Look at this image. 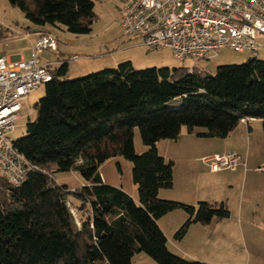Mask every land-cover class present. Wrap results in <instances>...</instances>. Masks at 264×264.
I'll return each instance as SVG.
<instances>
[{
    "label": "trees",
    "instance_id": "1",
    "mask_svg": "<svg viewBox=\"0 0 264 264\" xmlns=\"http://www.w3.org/2000/svg\"><path fill=\"white\" fill-rule=\"evenodd\" d=\"M34 27L91 32L94 0H8ZM67 63L35 105L36 118L14 148L33 165L19 185L0 177V264H132L144 254L154 264H206L169 250L158 220L176 210L193 224L229 217L224 202L188 205L160 199L173 187V162L156 143L176 141L185 128L199 137L226 138L241 119L259 120L264 133V60L221 65L214 75L181 68L135 71L130 61L72 80ZM176 103L180 106L174 107ZM147 150L136 154L133 130ZM122 157L132 165L136 198L105 184L99 167ZM71 171L83 185L68 190L52 174ZM69 199L71 201H69ZM75 211V214L73 213Z\"/></svg>",
    "mask_w": 264,
    "mask_h": 264
},
{
    "label": "rangeland",
    "instance_id": "2",
    "mask_svg": "<svg viewBox=\"0 0 264 264\" xmlns=\"http://www.w3.org/2000/svg\"><path fill=\"white\" fill-rule=\"evenodd\" d=\"M93 13L95 18L89 34H71L62 28L48 30L56 39L58 51L55 53H51L49 50L43 51L39 56L40 61L43 62L45 59L50 61L56 56L64 57L65 61L60 64L50 63L49 67V71H54L62 63L68 64L69 68L66 74L60 77L61 80L67 81L82 77L78 76L77 69L86 58L94 60L93 63H95L100 60L99 58L109 56L115 50H118L119 53V49H124V47H128L129 50L122 51L120 54L130 53L132 55L131 64L135 71L153 67L181 68L214 75L218 66L243 64L250 58L248 52L237 53L224 48L219 51L216 58L208 61H197L192 58L180 60L173 56L168 49H149L142 44L140 39L126 38L120 28L122 6L119 0H94ZM30 26L31 24L18 8L12 6L8 0H0V56L8 55L13 49L24 51L29 48V40L23 37L27 27ZM68 40H71L73 44L68 43ZM75 56L77 59H73ZM255 57L264 60V41L263 47L255 54ZM44 94L45 86L41 85L37 90L27 95L20 110L22 119L16 122L15 130L8 136L10 142H15L26 134L27 123L36 118L34 105L44 97ZM173 106L178 107L180 104L176 103ZM251 125L253 133L250 135V145L248 143L246 146L245 140L238 141L239 144L231 143L233 147L237 148L235 153L246 158L245 170L248 173L244 178L238 169L211 172L208 166L202 162V158L209 157L206 156L209 150L219 144V141H208L210 139L199 137L198 134L205 131L203 128H195L193 135H187L184 133L185 131H182V135L179 136L178 141L176 140L177 143L172 140H161L156 143L159 155L166 161L173 162V182L177 184L176 186L184 185L186 189L197 193L198 197L208 199V203L224 202L229 210V217L224 220L229 231L230 242L228 245L230 247L227 245L225 247L229 254L226 250V254L222 252L212 254L208 244L211 238L210 232L194 236L199 241V247L194 252L210 263L264 264V173L257 174L254 171L264 164H260L264 161V133L259 120L254 119ZM133 145L134 151L138 155L147 150V147L142 144L136 128L133 130ZM217 151L226 153L234 150L220 148ZM131 168V163L126 159L114 157L103 163L98 171L107 183L117 185L129 195L136 197L137 191L132 182ZM52 176L56 183L66 186L68 190L81 187L82 179L71 171H57ZM172 188L162 190L161 196L165 193L172 194L178 191L177 187ZM161 196H159L160 199H165ZM69 201L71 200L69 199ZM73 213L75 214V211ZM169 216L171 215L163 217L162 223L170 220ZM208 230L210 231V229ZM171 240H173V236ZM170 245L171 242L168 245L169 250L174 251ZM186 245L191 248L192 240H186ZM227 255L231 256L232 261L227 259ZM223 256L226 257L223 258ZM132 264L154 263L149 257L140 253L133 257Z\"/></svg>",
    "mask_w": 264,
    "mask_h": 264
},
{
    "label": "built area",
    "instance_id": "3",
    "mask_svg": "<svg viewBox=\"0 0 264 264\" xmlns=\"http://www.w3.org/2000/svg\"><path fill=\"white\" fill-rule=\"evenodd\" d=\"M122 6L120 28L130 39H140L149 49H168L180 60L208 61L221 49L250 53L263 47L264 0H119ZM29 35H24L28 39ZM28 59L0 56V177L19 186L33 165L8 140L22 119L20 110L27 95L52 80L40 54L57 50L49 33L30 41ZM77 59V57H73ZM254 119L240 123L250 128ZM211 172L245 169L246 158L235 152L202 158ZM264 172V164L257 168Z\"/></svg>",
    "mask_w": 264,
    "mask_h": 264
},
{
    "label": "crops",
    "instance_id": "4",
    "mask_svg": "<svg viewBox=\"0 0 264 264\" xmlns=\"http://www.w3.org/2000/svg\"><path fill=\"white\" fill-rule=\"evenodd\" d=\"M51 28H53V27H44L43 29H40V28L34 27L33 25H31L30 27H27V31L25 32L24 35H26V34L29 35V37H28L29 48H27L24 51H21V50L18 51L17 49H13L12 51H10L8 53V55H4V56L11 57L12 59H28L30 57V53H31L30 41L32 42L33 40L38 38L39 35H41V34H44V33L50 34V31H48V30H50ZM128 39H130V38H128ZM68 43L73 44V42L71 40H68ZM119 50H120L119 53H118V50H115L109 56H104V57L99 58L100 60H98L95 63H93L94 60H92L90 58H86V60L83 61L82 64L78 67L79 71L77 69V74H79L78 76H83L84 74H87V73L89 74L90 72L99 71V70L104 69V68H114L119 63L124 62V61H130L132 63L133 57L130 53L120 54L122 51L129 50V48L124 47V49H119ZM57 51H58V47H57V50L55 52H57ZM49 52H51V51H49ZM55 52H51V53H55ZM85 56L87 57L89 55H85ZM48 60L45 59L43 62L40 61V63L43 65H47L49 68L50 63L60 64V62L65 61L66 59L64 57L56 56V57L52 58L50 61H48ZM68 68H69V66H67V69ZM251 123H250V128H246V126L244 124L240 123L224 139L205 138V139H210L208 141H213V140L219 141L218 142L219 144L217 146H214V148H212L211 150H209L208 155H206V156H213L215 154L221 153L222 151H217V150H220V148L225 149V150H234L232 152H235V150L237 148L232 146L233 145V144H231L232 142L234 144H239L238 141L242 142L245 140L246 146L248 145V143L250 145V135L253 133V128H252ZM241 125H243V126H241ZM183 129L184 128L181 129L180 136L182 135V131L183 132L185 131L184 133H186L187 135H193L194 134L193 133L194 130L192 133H188L185 129L184 130ZM200 133H202V132H200ZM178 139H177V141H178ZM174 142H176V141H174ZM263 163H264V161L260 164H263ZM237 169L239 170V172H241L240 173L241 175L243 174V178H244V176L247 177V175H245L246 173H248L245 170L246 166H245V169H243L242 167H238ZM256 169H254V171L257 174L264 173V172H259ZM223 171H225V170H223ZM101 178L105 184L117 187V185H114L112 183H107L103 177H101ZM82 185H83V183L81 181V186ZM176 185L177 184L173 182V188L172 189H174V187H177V189H178L177 192H173L172 194L165 193L161 196V194H160V192L162 191L161 190V191H159L158 196H161L162 198H165V199L178 201V202L188 204V205H196L198 202H209L208 199H202V198H200V196L198 197L197 193H193L189 189H186L184 185H181V186H176ZM129 196L133 199L136 198V197H133L132 195H129ZM199 200H206V201H199ZM177 211H180V210H176V211H173V212L167 214V215H171V216H169V217H171L170 220H168L167 222L162 223V221H163L162 218L166 217L167 215L160 218L157 222L159 228L161 229V231L164 233V235L166 236V238L168 240V245L171 242L170 247L174 250V251H172L173 253L179 255L180 257H182L186 260H197V261H200V262H203L206 264H214V263H210L209 261H206V260L200 258L194 252L195 249L197 247H199V245H198L199 241L194 236H197V234H199V236H200L201 233H204V235H205L208 232H210L211 238H210V243H208V244L210 245L212 254H215L217 252H222V253L226 254L227 250L225 247H226V245L228 247H230V245H228L230 242L229 241L230 238H229V231L224 224V220H222V221L213 220L212 223H214V224L211 223L208 226H201L200 224H193L189 227L186 235L183 237V239L181 241L176 242V241L171 240V237L173 236V234L175 233L177 228L187 218V215L183 211H180V212H177ZM180 213H182V214H180ZM170 222H171V224H170ZM208 229H210V231ZM186 240H188V241L192 240L191 248L187 247ZM225 250H226V252H225ZM227 254H229V253L227 252ZM224 257H226V256H223V258ZM227 257H228L227 259L229 261H232L231 256L227 255Z\"/></svg>",
    "mask_w": 264,
    "mask_h": 264
}]
</instances>
